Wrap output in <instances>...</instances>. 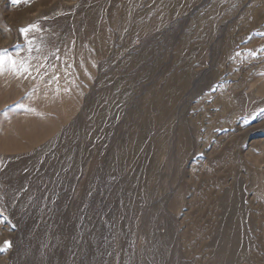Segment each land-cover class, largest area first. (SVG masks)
I'll return each instance as SVG.
<instances>
[{
  "label": "rangeland",
  "instance_id": "374dc122",
  "mask_svg": "<svg viewBox=\"0 0 264 264\" xmlns=\"http://www.w3.org/2000/svg\"><path fill=\"white\" fill-rule=\"evenodd\" d=\"M0 56V264H264V0H0Z\"/></svg>",
  "mask_w": 264,
  "mask_h": 264
},
{
  "label": "snow or ice",
  "instance_id": "6c2138e0",
  "mask_svg": "<svg viewBox=\"0 0 264 264\" xmlns=\"http://www.w3.org/2000/svg\"><path fill=\"white\" fill-rule=\"evenodd\" d=\"M18 2H19V0H13V3H18ZM26 31H27V29L22 30V32H26ZM8 59L10 60V58H8ZM5 62H6L5 58L3 56H0V67H3ZM11 63L13 65V67H15V61H11Z\"/></svg>",
  "mask_w": 264,
  "mask_h": 264
}]
</instances>
